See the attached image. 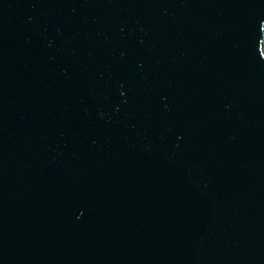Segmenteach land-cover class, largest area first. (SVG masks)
Returning <instances> with one entry per match:
<instances>
[{
    "label": "water",
    "instance_id": "1",
    "mask_svg": "<svg viewBox=\"0 0 264 264\" xmlns=\"http://www.w3.org/2000/svg\"><path fill=\"white\" fill-rule=\"evenodd\" d=\"M264 0H0V264H264Z\"/></svg>",
    "mask_w": 264,
    "mask_h": 264
},
{
    "label": "rangeland",
    "instance_id": "2",
    "mask_svg": "<svg viewBox=\"0 0 264 264\" xmlns=\"http://www.w3.org/2000/svg\"><path fill=\"white\" fill-rule=\"evenodd\" d=\"M263 53H264V44H263Z\"/></svg>",
    "mask_w": 264,
    "mask_h": 264
}]
</instances>
